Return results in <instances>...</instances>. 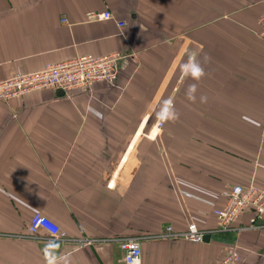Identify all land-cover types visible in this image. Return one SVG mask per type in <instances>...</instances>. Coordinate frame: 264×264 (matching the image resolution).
Wrapping results in <instances>:
<instances>
[{
	"label": "crops",
	"instance_id": "0c3cea01",
	"mask_svg": "<svg viewBox=\"0 0 264 264\" xmlns=\"http://www.w3.org/2000/svg\"><path fill=\"white\" fill-rule=\"evenodd\" d=\"M106 10L113 20L90 19ZM263 11L264 0H0L1 80L125 55L114 86L0 100V264H125L127 235L142 237L141 264H217L233 244L241 264H264V227L218 238L214 215L233 185H264ZM36 213L74 241L30 238ZM193 222L208 242L166 238Z\"/></svg>",
	"mask_w": 264,
	"mask_h": 264
},
{
	"label": "built area",
	"instance_id": "2783aa9c",
	"mask_svg": "<svg viewBox=\"0 0 264 264\" xmlns=\"http://www.w3.org/2000/svg\"><path fill=\"white\" fill-rule=\"evenodd\" d=\"M264 12V11H263ZM91 20L103 21L113 20V14L109 11L92 14ZM66 21V20H63ZM260 26L259 38L264 40V13L259 19ZM121 27L124 24H119ZM125 55L118 51L105 57L96 58L94 55L79 56L78 58L64 60L62 62H52L46 65L43 70L38 72L24 73L11 76L9 79H0V100L10 102L26 94L39 91L41 89H56L64 94L75 89H90L96 83H109L114 86L119 80V70H121V61ZM168 112L162 110L159 115L156 127L161 130L164 123L168 120ZM250 213L249 223L246 226L238 227L236 223L241 217ZM215 218L219 222L217 233L232 232L240 234L248 230H261L264 227V185L255 184L248 186L233 185L230 188V194L226 205L214 211ZM29 226V236L34 238H47L52 242H72L74 241L68 234L61 229L59 224H55L46 215L36 213L32 216ZM166 238L184 240L194 243L204 242L207 232L200 229L196 222L189 223L187 230L176 232L172 226H167L164 232ZM119 248L124 254L123 262L125 264H141L143 249L142 237L129 236L117 239ZM95 240L86 239L79 242L78 245H94ZM241 250L238 244L228 247L225 255L222 256L217 264H241Z\"/></svg>",
	"mask_w": 264,
	"mask_h": 264
},
{
	"label": "clouds",
	"instance_id": "9594fccd",
	"mask_svg": "<svg viewBox=\"0 0 264 264\" xmlns=\"http://www.w3.org/2000/svg\"><path fill=\"white\" fill-rule=\"evenodd\" d=\"M209 58L207 56L204 57L205 62L208 60ZM187 65H191L192 66V71L189 73L194 79H200L205 75V71L204 68L201 64V62L197 59L196 54H190L189 56V60L187 61ZM196 91V85H191L189 87L188 90V98L190 100H195V95L194 92ZM201 101L202 102H206V97H201ZM171 118L172 119H178V113H176L174 110L171 111Z\"/></svg>",
	"mask_w": 264,
	"mask_h": 264
},
{
	"label": "trees",
	"instance_id": "16d2710c",
	"mask_svg": "<svg viewBox=\"0 0 264 264\" xmlns=\"http://www.w3.org/2000/svg\"><path fill=\"white\" fill-rule=\"evenodd\" d=\"M216 234H217L216 237L218 238L224 237V238H227L228 240L230 239L229 238L230 236H233L232 232H224V231L218 232Z\"/></svg>",
	"mask_w": 264,
	"mask_h": 264
},
{
	"label": "water",
	"instance_id": "95a60500",
	"mask_svg": "<svg viewBox=\"0 0 264 264\" xmlns=\"http://www.w3.org/2000/svg\"><path fill=\"white\" fill-rule=\"evenodd\" d=\"M63 95H64V93H63ZM211 238V236H210V234H207L206 236H205V238H204V241L205 242H208V240Z\"/></svg>",
	"mask_w": 264,
	"mask_h": 264
},
{
	"label": "bare ground",
	"instance_id": "6f19581e",
	"mask_svg": "<svg viewBox=\"0 0 264 264\" xmlns=\"http://www.w3.org/2000/svg\"><path fill=\"white\" fill-rule=\"evenodd\" d=\"M155 130L160 131L157 127H155L154 131H155ZM154 131H153L152 133H154ZM151 135H153V134H151ZM243 187H244V186H243Z\"/></svg>",
	"mask_w": 264,
	"mask_h": 264
},
{
	"label": "rangeland",
	"instance_id": "374dc122",
	"mask_svg": "<svg viewBox=\"0 0 264 264\" xmlns=\"http://www.w3.org/2000/svg\"><path fill=\"white\" fill-rule=\"evenodd\" d=\"M158 131V130H157ZM154 135V133H152Z\"/></svg>",
	"mask_w": 264,
	"mask_h": 264
}]
</instances>
